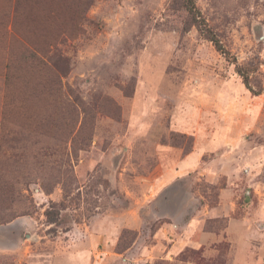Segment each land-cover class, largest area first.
Instances as JSON below:
<instances>
[{
  "label": "rangeland",
  "instance_id": "374dc122",
  "mask_svg": "<svg viewBox=\"0 0 264 264\" xmlns=\"http://www.w3.org/2000/svg\"><path fill=\"white\" fill-rule=\"evenodd\" d=\"M193 5L221 50L182 0H0V264L135 263L137 239L149 243L168 222L154 211H185L191 196L189 210L215 206L226 185L196 171L150 189L160 162L196 140L211 153L202 165L262 153L250 182L264 185V0ZM78 26L46 67L10 39L14 28L38 50ZM243 197L254 200L250 188ZM107 231L111 249L98 239ZM217 249L211 260L194 251L181 260L225 264L227 243Z\"/></svg>",
  "mask_w": 264,
  "mask_h": 264
},
{
  "label": "crops",
  "instance_id": "0c3cea01",
  "mask_svg": "<svg viewBox=\"0 0 264 264\" xmlns=\"http://www.w3.org/2000/svg\"><path fill=\"white\" fill-rule=\"evenodd\" d=\"M178 154L169 153L160 162L159 173L149 185L151 190L188 179L196 171L212 183L225 175L226 185L220 189L215 206L200 204L199 207L189 210L188 207L194 204L191 196L185 200V211H154L155 221L168 222L158 224L149 243L140 240V237L137 239L134 246L137 245L135 251L138 258L133 264H153L156 261L194 264L181 260V256L187 251L200 252L203 258L211 260L217 257V248L221 243L228 245L225 264H264V185L250 182L254 171L261 166L262 153L254 150L220 153L216 155L217 159L202 165L203 159L211 153L200 147L196 140L194 150L188 154ZM230 158L236 159V166L231 163L219 169ZM244 170L246 174L243 176ZM246 188H250L253 201L243 197ZM159 201L160 198L155 199L154 205ZM222 220L224 227L217 230L214 225ZM125 226L135 228L129 222ZM101 237L107 240L106 249H111L114 244L112 232L107 231L106 235L99 236V241Z\"/></svg>",
  "mask_w": 264,
  "mask_h": 264
},
{
  "label": "trees",
  "instance_id": "16d2710c",
  "mask_svg": "<svg viewBox=\"0 0 264 264\" xmlns=\"http://www.w3.org/2000/svg\"><path fill=\"white\" fill-rule=\"evenodd\" d=\"M182 4L187 8L188 15L194 20L195 25L197 28L205 35V37L214 43L215 47L218 50L220 49L219 43L216 39L213 38L211 32L209 31V28H207L205 22L203 19H198L199 13L195 10V7L193 5V0H182ZM81 20V19H80ZM14 30L13 28V34L10 36L11 42L19 44L18 49L22 50L21 56L26 61H35L37 62L38 66L40 67H46V64L44 63L45 58L50 53L51 47L56 45L57 43H60V36L66 35L69 38H74V33H77L79 31V26L74 27L71 30L68 31H60L58 34H56L54 41L52 44L44 46L39 48L38 50H30L29 46L23 43H20V41L17 39L19 38L18 31ZM24 32V31H23ZM24 37L28 34L27 32L21 33ZM237 73L242 77L243 83L245 84L246 88L248 90H251L249 87L248 77L244 73H241L240 69L237 70ZM261 91H259L256 94H259ZM50 222H55L54 220H51Z\"/></svg>",
  "mask_w": 264,
  "mask_h": 264
}]
</instances>
